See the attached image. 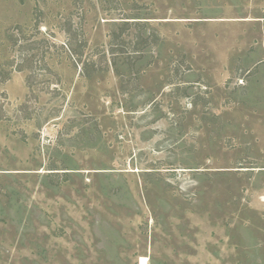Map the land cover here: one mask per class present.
Listing matches in <instances>:
<instances>
[{
    "label": "rangeland",
    "instance_id": "374dc122",
    "mask_svg": "<svg viewBox=\"0 0 264 264\" xmlns=\"http://www.w3.org/2000/svg\"><path fill=\"white\" fill-rule=\"evenodd\" d=\"M0 264H264V0H0Z\"/></svg>",
    "mask_w": 264,
    "mask_h": 264
},
{
    "label": "trees",
    "instance_id": "16d2710c",
    "mask_svg": "<svg viewBox=\"0 0 264 264\" xmlns=\"http://www.w3.org/2000/svg\"><path fill=\"white\" fill-rule=\"evenodd\" d=\"M131 19H138V20H141V19H147V18H141V17H135V18H131ZM115 23H117V22H115ZM128 23H130V22H128V21H126V22H122V24H119L120 26H123V25H127ZM135 23H139V22H135ZM141 23H148V22H141ZM74 45H77V44H74L73 42H70V48H69V51L72 53V54H76L77 53V51L75 50V48H74ZM115 63L114 64H118V62L115 60L114 61Z\"/></svg>",
    "mask_w": 264,
    "mask_h": 264
}]
</instances>
